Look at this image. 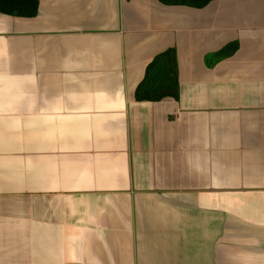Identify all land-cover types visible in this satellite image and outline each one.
<instances>
[{"label":"crops","instance_id":"obj_1","mask_svg":"<svg viewBox=\"0 0 264 264\" xmlns=\"http://www.w3.org/2000/svg\"><path fill=\"white\" fill-rule=\"evenodd\" d=\"M0 264H264V0L0 13Z\"/></svg>","mask_w":264,"mask_h":264},{"label":"trees","instance_id":"obj_2","mask_svg":"<svg viewBox=\"0 0 264 264\" xmlns=\"http://www.w3.org/2000/svg\"><path fill=\"white\" fill-rule=\"evenodd\" d=\"M213 0H159L168 6H188L202 8ZM39 0H0V13L33 17L38 12ZM235 45L226 46L216 53V57L222 58L230 55ZM178 70L176 52L173 47H168L153 56L146 65L143 77L135 87L134 97L137 101H160L164 98L177 99Z\"/></svg>","mask_w":264,"mask_h":264}]
</instances>
